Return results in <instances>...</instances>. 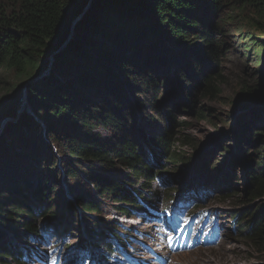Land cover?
<instances>
[{
  "label": "trees",
  "instance_id": "16d2710c",
  "mask_svg": "<svg viewBox=\"0 0 264 264\" xmlns=\"http://www.w3.org/2000/svg\"><path fill=\"white\" fill-rule=\"evenodd\" d=\"M7 1L9 9L0 6V69L12 71L17 78L30 80L40 67L45 50L60 37L68 16L81 0ZM227 9H251L257 17H262L264 0H97L83 20L79 37L64 54L55 59L53 70L42 80L27 87L25 97L29 111L19 115L17 121L5 130L7 138L0 137V177L5 176L8 179V183L2 184V189L9 192L7 195H0V218L3 215L8 216L3 210L5 199L11 200L10 211L15 217L33 218L34 207L45 205L49 200L48 193L56 189L45 183L43 188L34 185L36 192L28 197L22 194L23 189L16 184L19 180L17 159L29 158L31 149L34 157L28 161L35 166L39 162L35 155L44 144H49V155L44 160L46 163L54 159V145L55 148L62 149V154L60 151L57 153L60 154V166L64 170L62 175H70L69 181L77 179V174L68 168L70 162H75L80 167L79 177L82 184L74 190L75 206L83 209L84 214L98 212L94 195L98 199L106 197L112 200L117 204L115 210L118 213L129 214L128 207H138L139 201H146L148 194H157L152 192L151 184L154 181L171 182L176 175H182L197 149L191 155L187 152L182 156L174 153L177 119L172 110L174 108H162L175 87L172 88L173 91L170 89L171 92L169 89L163 90L158 98L160 90L153 73L156 68L161 74L157 77L170 74L175 84H182L186 79L185 72L194 69L198 78V82L194 84L204 90H213L220 84L209 73L203 75L198 66L207 61L214 70L218 69V61L223 52L222 44L215 39L220 31L213 25V21ZM199 12L205 16L203 21L199 19ZM191 39L196 40L193 42ZM246 43L249 49L258 51L262 61L264 40H256L251 36ZM150 45L153 46L152 51L154 48L158 51L151 52ZM186 45L191 47L187 49ZM170 50L174 53H170ZM141 51L145 52L144 56ZM158 54H161L160 59L152 63V58ZM139 56H142L141 61L137 60ZM262 62L264 65V60ZM176 67L182 72L180 76H174ZM108 77L110 79L104 81ZM120 78L124 81H120ZM147 89L155 94V99L151 97L148 101L165 121V129L159 131L155 128L153 136L148 135L142 126L136 125L137 120L140 124L147 121V128L150 125L156 127L158 124L151 115L145 114V101L142 102L133 93L135 90L146 92ZM106 92L107 95L114 96L115 104H108L104 100ZM186 93L187 97L192 96L188 104L194 109V92L188 88ZM128 95L132 101H125L120 97ZM211 95L208 92L203 99L210 98ZM98 97L100 102H97ZM245 102L257 104L244 113V117L235 120L239 126L240 148L244 143L255 146V150L249 156L245 155L243 160L242 167L245 166L247 171H244L242 184L245 185V190L240 201H246L247 206H236L240 208L236 211L239 218L238 229L245 244H251L256 251L264 252L262 80L254 82L249 88L245 87L233 100L232 109L248 107ZM192 113L200 120L206 118L205 108L202 106ZM95 127L109 129L110 139L102 140L91 134ZM65 129H71L72 133ZM237 147L240 150L239 144ZM223 153L226 154L227 151L224 150ZM116 163L129 172L126 179L131 184L130 187L124 181L117 182L111 175L107 176V171ZM204 165L200 163L198 168L204 170ZM22 167L26 168L24 165ZM54 168L51 165L47 171L52 172ZM227 181L221 180L220 184ZM82 186L86 193L91 192V197L80 192ZM166 189L174 194L181 190L172 185ZM11 194L20 195L21 200L10 198ZM46 214H42L41 218H45ZM45 219H56V215L49 214ZM4 221L13 223L14 220L8 217ZM5 229L11 227L7 225ZM35 229L34 224H30L25 231L31 235ZM100 244L103 242L98 245ZM7 260L12 261V264L20 263L19 252L11 246L0 249V264H10Z\"/></svg>",
  "mask_w": 264,
  "mask_h": 264
},
{
  "label": "rangeland",
  "instance_id": "374dc122",
  "mask_svg": "<svg viewBox=\"0 0 264 264\" xmlns=\"http://www.w3.org/2000/svg\"><path fill=\"white\" fill-rule=\"evenodd\" d=\"M0 6H4L6 9H9L10 7L7 0H0ZM198 16H200L199 19L203 21V17L205 16L200 12L198 13ZM213 22V25L220 31V35H217L215 39L219 44H222V58L218 61V69L214 70L208 65L207 61L201 62L198 66L200 69L202 68L203 70H206V74L209 73V75L214 76L215 81L220 83L215 86L213 90H204L199 85L189 82L186 79H184L185 83L183 82L180 84L181 82H178L180 85L175 84V81L173 82V77L172 75L170 76V74H162V76L164 75L163 77H157L161 76V74L158 73L156 68L155 72L152 73L157 80V88L160 90L158 98L161 96L163 90L166 91V89H171L173 91L175 87V90L169 95V98H167V102L163 104L165 107L162 108V110H171L174 108L172 110L177 119L174 129V139L176 141L174 144V153L178 156H182V154L186 152L191 155L195 149H197L193 160L187 166L184 173L172 178L171 185L173 187H181L183 190L188 186H193L194 180L200 179L199 177L206 178L208 182L211 180L219 181L227 179L230 185L225 191L220 190L219 186L212 187L207 185L212 190V194H210V197L205 200L204 205L210 209L219 210L221 213L219 218L224 224H228L227 222L230 212L240 209H235L236 206L239 207L241 204L247 206L246 201H240L244 190V187H242V180L245 177L244 171H247L245 169L246 167L242 166L243 160L246 158L245 155H248L249 153L252 154V151L255 150V146L252 147L244 143L240 148V133L238 134L239 126H237L235 120H237L238 117H244L242 115L247 112V107L241 106L242 108L239 107L237 109H232V102L240 95V92L245 90V87L249 88V86L257 81L262 80V82H264V65L262 62L264 59L260 61L258 51L249 49L246 43L247 39L251 38V36L256 40H264V15L262 17H257L251 9H243L242 11H230L227 9L225 12L223 11L217 15V18H215ZM258 24L259 27H257ZM247 34H249V36ZM78 37L79 36L77 35V38ZM194 40L196 39H191L193 42ZM167 44L168 43H166V45ZM190 47L191 46H187V49ZM152 48L153 46L150 45L149 50L151 52L158 51L156 48L152 51ZM141 52L143 53L142 56H144L145 52ZM170 53H174V51L170 50ZM142 56H139L137 60L141 61L140 57ZM160 56L161 54L154 56L152 58V63L157 62L160 59ZM261 62L262 70L259 69ZM174 71L176 72L174 76H180V74H182L179 67H176ZM194 72V69L186 71L185 77L187 74L192 75ZM118 77L119 75L117 78ZM108 79L110 78L108 77L107 80L104 81H108ZM27 80L28 79L15 77L12 71L0 69V119L8 115L9 111L14 107H16V111L21 110L19 115L29 111V106L25 97L28 88L24 86ZM119 80L124 81L123 78H120ZM137 80H139V78ZM242 86H244V88H242ZM188 88L191 92H194L193 95H195L196 103L193 107L194 109L190 108L188 104L192 97L186 96V94H188L186 93ZM122 91L124 92V87H122ZM208 92L212 94L211 97L203 99ZM133 93L135 96H139V98L142 99V102L145 101V114L151 115L155 119L154 121L158 123L156 127L150 125V127L147 128L145 126L147 121H143V124H140V121L137 120L136 125L142 126V129L146 130V133L150 136L154 135L155 128L159 131L165 129L164 118L156 113L153 109V104L148 101L151 97L155 99V94L148 89L146 92L144 90H135ZM120 97L125 101L127 99L132 101L130 95H128V97ZM104 100L107 101L108 104H115L116 102L114 96L107 95V92L105 93ZM97 102H100L99 97L97 98ZM255 103L256 102H245L244 104L248 107H254ZM201 106L205 108V120L198 119L196 114L192 113L197 107ZM31 116L34 118L33 115ZM126 116H128L127 113ZM41 119H44V114H42ZM35 124L40 125L36 122ZM126 124H128V122ZM5 130H8V128ZM5 130L0 135L2 139L7 138L5 135L7 132H5ZM65 131L72 133L71 129H65ZM91 134L97 135V137H100L102 140L110 139L111 136L109 129L97 127L92 130ZM134 134L136 135L137 132ZM229 141H232L233 143ZM261 142L264 146V140ZM237 144H239L240 150L236 149L238 148ZM48 145L49 144H44L36 153L37 155H35V157L39 158V162L35 163V166L30 165L28 161L34 157L31 149L29 158L23 160H21V158L20 160L17 159L18 166L16 165V169L18 170L17 177L19 180L16 184L21 187L20 189H23L22 194H26L28 197L35 192L34 185L43 188V183H45L49 187H56L52 193H48L49 200L42 207L43 216L48 213L45 215V218L49 216V214H54L56 215V219H37L34 225L36 229L31 235H29L25 231V228L29 227L30 224L33 225L32 218L24 216L15 217L10 211L11 200L5 199L3 210L6 211L8 216L3 215L2 219L0 218V249L7 246H23L24 244H27L30 239H37L41 236V226L45 224H58L57 226H59V228L63 230V233H65L64 237L69 243L70 253L76 251L79 246L83 248L89 247L94 238H96L95 241L100 239L97 238L99 235L109 237V233L114 232L115 230V225H117V223H115V215H118L115 210L117 204L113 203L112 200H109L106 197L98 199L97 196L94 195L93 198L94 200H97L96 205L99 212L90 215L85 214L86 217L81 218L82 215L78 212L81 208L75 206L76 195L74 193V190L80 188L82 184L80 183L81 180L79 177L81 169L75 162H70L68 168L70 171L77 174V179H75V181H69L71 180V176L66 175V177L65 175H62L64 170L58 162L61 157L57 151H60L61 153L62 149L55 148L54 145V148L52 147L54 159H52V161L50 160V163L44 161L49 155V150L47 149ZM224 150L227 151L226 154L223 153ZM13 156L14 155H12V157ZM256 159H258V157H256ZM261 161H264L263 157ZM200 163L206 165L204 170L198 168ZM19 165L21 168H19ZM22 165L26 166V168H23ZM51 165H54L56 169L54 168L52 172L50 170L47 171ZM198 169L200 170L198 171ZM169 170L171 171V169ZM196 171L198 173L197 176H195ZM109 175H111L110 177L117 182L124 181L130 187L131 184H129L126 179L129 177V172L124 170L117 163L112 169H110V171H107V176ZM7 181L8 179L5 176L0 177V195H7V193H9L8 191H5V189H2V184L8 183ZM163 182L165 183V181ZM25 183L26 187H24ZM136 186L138 185L136 184ZM151 187L153 191H157V193L164 195L165 198H167V193L159 188L156 181L151 184ZM80 192H83L84 195L87 191L84 190L83 187ZM167 192L170 193V191ZM219 192L224 193L219 196ZM86 194L91 197V192ZM10 198L21 200V196L17 194H11ZM72 203H74V205ZM73 208H75L76 214L78 213V218L75 216ZM258 212L259 211L257 210V213ZM8 217L14 220L13 223L4 221ZM82 219L88 220L86 223L88 225V233H86V235H83L81 231H79V225L82 224ZM7 225L10 226L11 229H5V226ZM146 232L148 234V231ZM181 260H187L188 264H264V252L256 251L251 247V244L248 246L244 243V240L239 239L238 234L232 233L228 234L227 240L218 249L191 253L181 258ZM7 262L12 264V261L10 260H7Z\"/></svg>",
  "mask_w": 264,
  "mask_h": 264
},
{
  "label": "water",
  "instance_id": "95a60500",
  "mask_svg": "<svg viewBox=\"0 0 264 264\" xmlns=\"http://www.w3.org/2000/svg\"><path fill=\"white\" fill-rule=\"evenodd\" d=\"M96 2L97 0H81L78 3L76 9L68 16L65 25L62 28L60 37L55 42L49 44L48 48L45 50L40 67L36 70L33 77L25 83L24 86H26V88L32 85L35 81L45 78L53 70L55 59L67 51L72 43L77 39V35L81 31L83 20L87 12L92 9ZM201 70L202 74L205 75L206 70H203L202 68ZM194 73L192 75L187 74L186 80L192 83L198 82V78ZM251 108L252 106L247 107V111ZM20 111H16V107H14L11 111H9L8 115L0 119V135L10 126V124L15 122L20 114Z\"/></svg>",
  "mask_w": 264,
  "mask_h": 264
},
{
  "label": "bare ground",
  "instance_id": "6f19581e",
  "mask_svg": "<svg viewBox=\"0 0 264 264\" xmlns=\"http://www.w3.org/2000/svg\"><path fill=\"white\" fill-rule=\"evenodd\" d=\"M188 81V80H187ZM220 184V182L219 181H215V182H212V186L213 187H217L218 185ZM242 187H244V190H245V186H243V184H242ZM206 197L207 198H209L210 197V194H206ZM74 202V201H73ZM73 205H74V203H72ZM72 205V206H73ZM235 209H237V207L235 208ZM239 210V209H238ZM237 210V211H238ZM78 212L82 215L81 216V218H85L86 217V215L83 213V210L82 209H79L78 210ZM74 214H75V216L78 218V213L76 214V212H75V208H74ZM68 216V215H67ZM80 221H81V219H80ZM88 222V220L87 219H82V224L81 225H79V231H81V233L83 234V235H86V233H88V225L86 224ZM97 238H101V235H99ZM98 241V240H97Z\"/></svg>",
  "mask_w": 264,
  "mask_h": 264
}]
</instances>
